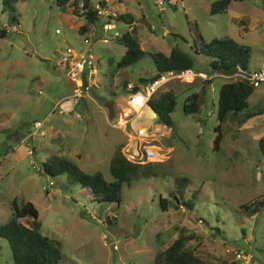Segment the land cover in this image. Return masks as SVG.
Returning <instances> with one entry per match:
<instances>
[{
  "label": "rangeland",
  "instance_id": "374dc122",
  "mask_svg": "<svg viewBox=\"0 0 264 264\" xmlns=\"http://www.w3.org/2000/svg\"><path fill=\"white\" fill-rule=\"evenodd\" d=\"M103 1L105 12L87 23L80 4L16 0L13 12L3 10L0 0V29L6 30L0 36V224L11 217L13 199L31 201L40 233L59 242L58 264H154L156 253L180 232L190 236L186 243L196 254L213 264L222 259L264 264V207L255 213L241 208L264 199V154L258 146L264 137V84L248 97V109L262 111L239 128L228 115L220 146L213 150L209 143L219 85L237 76L213 71L210 57L193 50L195 41L200 45L230 37L249 47L247 65L254 69L264 58V0H231L226 10L213 14L214 0ZM115 13L131 21L117 20ZM126 31L145 52L116 68L125 46L115 38ZM67 46L91 55L97 64L86 73L88 95L77 102L71 99L76 80L55 64ZM174 46L190 54L199 75L192 81L170 80L154 95L175 94L171 124L157 121L146 105L124 126L119 122L128 111L123 84L154 74L149 53L168 54ZM193 91H204V100L198 111L185 113L184 99ZM106 100L113 103L110 114ZM138 125L145 126L144 134ZM136 139L160 148L164 158L146 164V174L122 183L118 203L98 200L90 189L67 182L64 174L52 177L43 170V161L56 154L111 180V158L117 151L125 157L130 142L128 149L136 150ZM178 176L189 179L184 197L196 191L192 211L175 205L170 196ZM161 198L169 199L165 209ZM11 263L8 241L0 237V264Z\"/></svg>",
  "mask_w": 264,
  "mask_h": 264
},
{
  "label": "trees",
  "instance_id": "16d2710c",
  "mask_svg": "<svg viewBox=\"0 0 264 264\" xmlns=\"http://www.w3.org/2000/svg\"><path fill=\"white\" fill-rule=\"evenodd\" d=\"M231 0H214L210 5V13H217L227 9ZM3 10L12 8L14 12V2L16 0H1ZM57 5L73 4L79 8L87 23H94L98 19L96 7L91 5L90 0H55ZM103 0H99L100 5H104ZM115 18L123 22H130L131 16L115 13ZM12 21L16 22L15 14ZM80 28H84L81 25ZM6 30L0 29V36H4ZM197 37V35L195 36ZM115 40L125 46V51L116 64V68L127 66L140 59L144 50L139 47V43L131 31H126ZM195 53L204 54L210 57L209 66L213 71L219 68L240 67L243 71H248V59L250 49L248 46L235 42L230 37L213 38L209 42L200 45L194 42ZM153 59L156 74L165 70H182L193 68V58L189 53L174 46L168 54L161 51L150 52ZM117 71L114 69V72ZM143 80V78L141 79ZM124 85V84H123ZM253 87L243 79H231L222 83L218 90L217 97V118L210 140V147L217 150L220 146L224 131L222 123L229 115L235 120L239 128L247 119L259 114L262 109L249 110L248 97L252 93ZM205 92L193 91L184 99L183 110L185 113L198 111L200 104L204 100ZM111 107V104H108ZM147 105L153 113L159 115V121L169 126L171 124L170 113L176 105L175 94L168 90L163 91L157 98L148 100ZM241 112V114L238 113ZM260 151L264 154V137L258 140ZM148 164V163H147ZM46 174L55 177L64 174L67 182L77 183L82 187L90 189L98 200L105 202H119L121 186L124 182H129L139 173L146 174L150 167L146 164H136L125 159L120 151H117L110 160L111 180H107L100 172L86 173L73 161L51 154L42 163ZM189 183L187 177L178 176L174 179L175 189L170 192L175 205H182L188 210H193L196 191L190 197H184V188ZM162 208H166L169 199L161 198ZM264 207V199H256L242 204L241 208L255 213ZM12 215L4 223L0 224V237L8 241L12 253L11 264H58L61 259L60 246L57 240L43 235L39 231L38 210L31 201L18 203L16 199L11 201ZM31 220L30 224L28 221ZM189 235L180 234L163 250L156 253L154 264H213L207 259H203L186 243ZM217 264H235L233 261L222 259Z\"/></svg>",
  "mask_w": 264,
  "mask_h": 264
},
{
  "label": "built area",
  "instance_id": "2783aa9c",
  "mask_svg": "<svg viewBox=\"0 0 264 264\" xmlns=\"http://www.w3.org/2000/svg\"><path fill=\"white\" fill-rule=\"evenodd\" d=\"M97 15H101L105 12L103 6L99 5L96 7ZM107 24H104L105 28ZM104 42L108 41L106 37H103ZM83 41L88 43V37H84ZM55 57V55L53 56ZM55 64L57 66H62L66 69L67 75L71 79L76 80V86L73 88V93L71 94V99L73 102H77L79 98L88 95L90 89L89 81L87 79L86 73L95 69V65L91 55H85L83 52L77 53L71 46L65 48V52H62L60 56L56 57ZM198 73L194 71L193 68H186L182 70H165L158 74H154L149 77L144 82L140 84H134L131 82L126 83L124 91L126 94V107L127 112L123 113V118L119 122H123V125H127L134 113L140 111L143 107L147 105L149 99L154 97V95L163 90L165 84L170 80H183L185 77H189L192 81ZM232 76H237L236 79H243L253 88L259 87L264 84V61L259 67L243 71L240 67H237V72ZM123 120V121H122ZM40 121H36V125L39 126ZM120 125V124H119ZM145 128H138V132L144 134ZM136 145V150L130 151L128 149L131 145H127L124 150L125 157L128 161L136 164H147L151 162H159L164 158V153L162 150L155 145L143 144L141 141H134ZM51 183V181H50Z\"/></svg>",
  "mask_w": 264,
  "mask_h": 264
},
{
  "label": "crops",
  "instance_id": "0c3cea01",
  "mask_svg": "<svg viewBox=\"0 0 264 264\" xmlns=\"http://www.w3.org/2000/svg\"><path fill=\"white\" fill-rule=\"evenodd\" d=\"M93 30V29H92ZM169 53V52H168ZM262 61H264V58H262L258 63H257V65H256V67L255 68H257V67H259L260 66V64L262 63ZM254 68V69H255ZM156 70V69H155ZM248 70H250L249 68H248ZM253 70V69H252ZM154 74H156V71H155V73ZM154 74H152V75H154ZM152 75H149L148 77H139L140 78V80L143 78V80H142V82H144L145 80H147L149 77H151ZM230 77V76H229ZM128 82H131V81H126L125 83H124V85L122 86V87H125V85H126V83H128ZM226 82V81H225ZM132 83V82H131ZM141 82H137V83H134V84H140ZM222 83H224V82H222ZM221 83V84H222ZM220 84V85H221ZM219 85V86H220ZM252 94V93H251ZM250 94V95H251ZM249 95V96H250ZM107 102H109V100H106V102H105V107L107 108V112L109 111V113L108 114H110L111 113V109H113V103H107ZM125 103H126V98H125ZM108 104H111V107H109V105ZM148 106V105H147ZM149 107V106H148ZM150 108V107H149ZM151 109V108H150ZM142 110V109H141ZM140 110V111H141ZM139 112V111H138ZM153 112V111H152ZM139 126V128H145V126H141V125H138Z\"/></svg>",
  "mask_w": 264,
  "mask_h": 264
},
{
  "label": "water",
  "instance_id": "95a60500",
  "mask_svg": "<svg viewBox=\"0 0 264 264\" xmlns=\"http://www.w3.org/2000/svg\"><path fill=\"white\" fill-rule=\"evenodd\" d=\"M217 73H219L220 75H224V76H232L233 74H235L237 72V67L233 66V67H229V68H219L216 70ZM156 117V120H159V115L157 113L154 114Z\"/></svg>",
  "mask_w": 264,
  "mask_h": 264
}]
</instances>
